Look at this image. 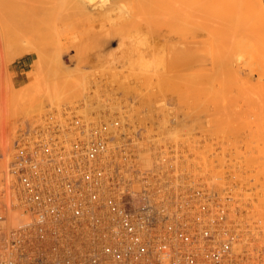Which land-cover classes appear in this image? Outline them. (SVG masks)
Here are the masks:
<instances>
[{"label":"rangeland","instance_id":"374dc122","mask_svg":"<svg viewBox=\"0 0 264 264\" xmlns=\"http://www.w3.org/2000/svg\"><path fill=\"white\" fill-rule=\"evenodd\" d=\"M46 1L48 2V0ZM106 1L104 6L98 7L99 10L102 9V12L105 11H103V7L108 5L110 0ZM121 4L123 3L112 5L113 10L102 19L95 17L80 25H73V27L63 26L56 38L59 55H49L37 60L33 49L38 44L34 42L33 38L35 37L32 36L33 32L39 28L32 27V30L36 29L33 32L30 30L32 36L29 34L30 32L27 33L29 39L32 37V41L27 40L24 33H22L23 38L17 40L21 31L8 30L7 22L6 28L4 27L3 23L7 20L5 19L7 12L0 9V12L4 13L5 11L6 13H4L6 15L4 18L0 13V20L5 19L0 21V23L2 22L0 24V165L3 164L2 167L0 166V249L4 235L15 225L18 215L15 190L13 189L14 181L9 171L10 164L15 159L17 146L33 139L37 131L47 124L59 123L62 127L73 128V120L77 119L84 124L98 125L103 122L109 127L108 125L112 121L117 120L119 121L118 127L110 126L109 128V131H113L117 136H114L113 139L117 142L122 140V136H119L118 133L125 134V139L123 138L122 141H127V138H130L129 145L135 146L137 160L142 166H153V162L163 155L168 159L170 169L176 170V174H180V172L184 174V177L178 178L184 186L201 185L218 190L222 196L229 195L231 197L229 215L233 213V216L230 215V217L235 223L237 222L236 230L238 231L236 232H239L238 242L240 244L237 243L239 246L241 245L240 249L238 244L235 246L236 250L240 252H237L239 254L237 259L246 258L241 261L242 264H264V72L261 68L263 63L260 65L258 62L260 60L254 59L258 63H256L257 65L253 64V60L251 61L250 58L252 54L256 57L261 51L264 54V48L258 52L257 45L258 47L262 45L260 46L256 40V43H253L254 46L247 45L251 42L249 40L246 45L244 44L248 36L252 34L250 32L253 27L250 26L252 30L247 32L250 34L246 35V41L245 37L241 39V41H245L242 42L243 47L239 46L240 43L234 44L239 47L240 52L234 51L232 53V56L236 54L234 57L230 55L229 59L232 60V63L226 58L231 63L232 68L229 66V69L231 68L233 73L239 74L243 79L236 75L237 81L229 82L233 84L234 88H230L231 86L226 80L231 79L227 77L234 78L235 76L222 74L223 80L227 83L219 80V84L224 86V83L226 86L224 88L218 85L217 78L215 79L213 76L211 79L206 77V74H204L205 77L198 76L203 71L201 67L204 63H206L205 66H210L208 62L211 59L206 55H203L204 58H202V53L206 49L203 50L201 46L202 50L198 51V56L200 54L202 56L198 59L200 61L195 63L197 66L194 64L195 68H188L189 66L187 67V62H185L188 60V52H182L183 45L180 44L185 41L184 38L180 42L181 37L171 35L165 39L160 38V40L156 35L149 37L148 31L140 32L141 28L136 30L133 20L139 19V17L134 16L132 5L125 6L124 3L122 6ZM87 9L89 12L88 5ZM107 9H110V6ZM10 13L9 11L8 14ZM94 14L96 13L91 12V16ZM87 16L90 15L87 14ZM215 25L217 24L215 23ZM202 26L204 27L205 24ZM29 29L25 30V33ZM223 30L226 29L223 28ZM227 30L229 29L227 28ZM255 30L258 33L256 28ZM256 31H252L254 35ZM205 32L206 30L202 28V31H199V37L206 35ZM38 33L36 32V34ZM244 33L243 31L242 35L246 34ZM139 34L143 36L141 37ZM254 35L252 36L255 39ZM11 36L15 38L13 40L19 42L14 43ZM216 36L214 37L216 38ZM252 36L250 37L252 38ZM258 36L256 38H259ZM190 37L188 36L189 39ZM201 37V40L206 38L205 36ZM214 37L213 41H215ZM134 38L139 39V42ZM3 39L4 41H2ZM217 39L227 49L233 46L230 41L226 42L223 38L221 40L220 35L217 36L216 41ZM210 40L211 44H219V41L215 44L216 41L213 42L209 38ZM229 40L231 39L229 38ZM205 41L207 40L205 39ZM232 41L234 43L235 40ZM203 42L201 41L200 44L204 45L205 42ZM228 42L230 48L227 46ZM134 43L137 46H134ZM49 44L47 43L48 46L45 45L44 48L47 47L51 50L54 44ZM189 44L193 46L194 43ZM41 45L43 47V43ZM207 45L210 48L207 53H210L212 46ZM214 45V48L212 47L214 53L218 51H215V47L219 51L225 52V48L222 49L220 44V47ZM30 46L31 50H29ZM246 46L250 47L247 50L250 53L243 49ZM153 55L157 59L160 58V61L154 60L155 68L158 64L157 72H155V68L153 71ZM208 58L210 60L207 62ZM201 59L206 62L201 63L203 62ZM215 59L218 60L219 57H215ZM259 59H261L260 56ZM162 63H164V67L161 66ZM225 63L227 62L224 61ZM214 67L212 66L213 69ZM250 67L251 72L253 68L261 69L259 73L255 69L257 73H254L253 70L248 74L250 71L248 72L247 69ZM236 69H238L237 72H234ZM205 70L203 73H206ZM221 70L216 76L222 78L220 74L224 71L223 68ZM211 72L213 73V71ZM231 72L229 70L227 74ZM240 72H243L242 75ZM225 78L227 79L225 80ZM156 80L157 82H155ZM162 80L165 82H168L166 80L174 81L175 86L167 84L166 87V83ZM160 86L164 89L161 87L163 90H160ZM145 101L149 103H147L148 106ZM138 152H144L143 156L142 154L137 156ZM185 177H189V181ZM257 210L262 211L260 213L262 216L258 214ZM245 250L249 252L246 254L241 252Z\"/></svg>","mask_w":264,"mask_h":264},{"label":"built area","instance_id":"2783aa9c","mask_svg":"<svg viewBox=\"0 0 264 264\" xmlns=\"http://www.w3.org/2000/svg\"><path fill=\"white\" fill-rule=\"evenodd\" d=\"M109 127L76 119L72 138L71 128L47 124L17 146L9 171L18 215L2 239L0 264L246 260L232 255L238 226L228 217L229 195L184 186V174L163 155L142 166L130 138L119 134L117 142Z\"/></svg>","mask_w":264,"mask_h":264},{"label":"bare ground","instance_id":"6f19581e","mask_svg":"<svg viewBox=\"0 0 264 264\" xmlns=\"http://www.w3.org/2000/svg\"><path fill=\"white\" fill-rule=\"evenodd\" d=\"M37 2L36 4H35V2ZM44 1H46V0H0V9H2V11L3 10H6V12H7V14L5 13V11H4V13L7 15V17H6V15H4V13H2V11L0 12L2 15V17L4 18V16L6 17L5 19H7V20H5V23H3L4 24V27H5V24H6V22H7V24H6V27H8L9 26V29L8 30H10V29H14L15 31H21V34L19 33H17L19 36L17 37L18 39L17 40H20L19 38H23V35L27 38V40L29 39V34L32 36V33L31 32H33V30L35 31L36 29H38L37 31H35V32H33V36L32 37H35V38H33L34 39V42L36 43V44H38L36 47H34L33 46V44H32V47H34V52H35V55H36V60L38 59V58H42V57H47V56H49V55H59L58 54V43H56L57 41H56V38H57V34L59 33V30L60 29H62V27L64 26V27H73V25H80V24H82V23H84V22H88L90 19H92V18H95V17H100L101 19L103 18V17H106V15L109 13V12H111L113 9H112V5H119L120 3H125L124 5L126 6V5H132V10H133V13H134V16L135 15H137L138 17H139V19H137L136 18V20H133L134 21V26H136L135 28H136V30L139 28H141L140 29V32H144V31H148V33H149V37H151V36H154V35H156V37H158L159 39L161 38H167V37H169V36H171V35H174V36H178V38L179 37H181V39H180V42L181 41H183L182 40V38H184V40L185 41H183V42H181L180 44H182L183 46H182V48H181V51L182 52H184V53H187L188 54V57H187V59L188 60H186L185 62H187L186 63V66L188 67V68H190V69H193V68H195V66H194V64L196 63V62H198V61H200V60H198L199 59V57L201 56V54H200V56H198V51H199V49L200 50H205L204 51V53H202V56L203 55H206L207 57H209L210 59H211V61L210 62H208V60H210L209 58L207 59V62L210 64V66L208 65V67L207 66H205V64L206 63H204V61H203V59H201L203 62H201V63H204L203 64V66H202V64L199 62V64H201V69L203 68V71H202V73L204 72V69H206L205 70V72L206 73H200L198 76H203V77H208L209 79H211L212 77L211 76H213L215 79L217 78V80H216V82L218 81V85H220L219 84V80H223L224 78H223V76H222V74H225L226 76H228V75H231V76H235L234 78L232 77H227V78H230L231 80H229L228 81V79L227 78H225V80L228 82V84H230L229 82H231V83H234L235 81H237L236 79V75H237V73L235 74V73H233V70L231 69L232 67H231V59H229L230 58V55L232 56V53H234V51H237V53H238V51H239V47L237 46H235L234 44H238V43H240L239 44V46L240 47H243L244 46V44L246 45V43H248V40L249 41H251V42H249V44H247V45H249L250 47H251V45H253L254 46V44L257 42V43H259L260 44V46L261 47H258V45H257V50H258V52L259 51H261V50H263V48H264V0H110L108 3L110 4H108V5H106L105 7H103V11L104 12H102L101 10H99L98 9V7H102V6H104L105 5V1L106 0H48V2L46 3V2H44ZM50 1V2H49ZM107 2V1H106ZM46 3V4H45ZM45 4V5H44ZM123 4H121L122 6H123ZM88 5V8H90V10H89V12H87L88 11V9L86 10V6ZM108 6H110V9H107V7ZM134 7V8H133ZM107 9V10H106ZM120 9V8H119ZM9 11L11 12L10 14H8L9 13ZM91 12H95L96 14H94V15H92L91 16ZM87 14H89L90 16H87ZM133 16V17H134ZM1 18V17H0ZM121 18V17H120ZM135 18V17H134ZM104 19H106V18H104ZM123 19V18H122ZM1 20H3V19H1ZM0 20V21H1ZM3 20V21H4ZM124 20V19H123ZM210 22V23H209ZM215 23L217 24V25H215ZM0 24H2V22L0 23ZM205 24V26L203 27L202 25H204ZM208 24V25H207ZM201 25V26H200ZM23 26V27H22ZM25 26H27L26 27V29H24V27ZM31 28H30V27ZM207 26V27H206ZM211 26V27H210ZM216 26V27H215ZM220 28H219V27ZM250 26H252L253 27V30L251 29L252 27H250ZM5 27V28H6ZM32 27H36V29H33L32 30ZM199 27H201V28H199ZM215 27V28H214ZM222 27V28H221ZM258 30V33H257V31L255 30V28ZM4 28V29H5ZM19 28H20V30H19ZM23 28V29H22ZM30 28V29H29ZM199 28V29H198ZM202 28L204 29V30H206V32H205V34L207 35H214V36H221V40H222V38L227 42V41H230V43H231V46L233 47V49H232V47L230 46V43L228 42L227 44V46H229V48L230 49H227L226 47H223V43H221L220 42V40L219 39H217V41H219V44L222 46L221 48L222 49H224L225 50V52H223V51H219V49L217 48V47H215L216 49H215V51H217V52H215L214 53V49H212V47H213V45L214 44H211L210 42H211V40L209 41V38H211L212 39V41H213V37L211 36H206V35H203V36H205L206 38H202L201 36V38H202V40L200 39V37H199V31H202ZM212 28L214 29L213 31H212ZM223 28L224 29H226V30H223ZM227 28L229 29V30H227ZM235 28H237V29H235ZM250 28V29H249ZM2 29V28H1ZM22 29V30H21ZM27 29H29V31H27L26 33H25V30H27ZM201 29V30H200ZM241 29V30H240ZM30 30H31V32H30ZM207 30H209V31H211V32H209V31H207ZM220 32H219V31ZM249 30H252V31H256L255 32V35L253 34V32L251 31H249ZM17 31V32H18ZM23 31V32H22ZM216 31V32H215ZM229 31V32H228ZM236 31H237V33H236ZM238 31H241L240 33L238 32ZM243 31L246 33H244L245 35H242L243 34ZM7 32V31H6ZM30 32V33H29ZM36 32L38 33V34H36ZM139 32V33H140ZM204 32V31H203ZM210 34H209V33ZM226 32H228V33H226ZM247 32H250V33H252L250 36H252V35H254L255 36V39H254V37L252 36V38L254 39H252L250 36H248L250 33H247ZM12 33H14L13 31H12ZM22 33H24L23 35H22ZM27 33H29V34H27ZM201 33V32H200ZM216 33V34H215ZM225 33H226V35L228 34V37L225 35ZM256 33H257V35H259L258 37L259 38H256L257 37V35H256ZM28 36H27V35ZM143 34V33H142ZM190 34V35H189ZM219 34V35H218ZM248 34V35H247ZM22 35V37H20ZM38 35V37H36ZM137 35H138V33H137ZM140 35V34H139ZM145 36H147L146 34H144ZM248 36V39H247V41H246V38H247V36ZM2 36H3V34H2ZM14 36V35H13ZM15 36H16V34H15ZM14 36V37H15ZM30 36V37H31ZM141 36V35H140ZM139 36V37H140ZM143 36V35H142ZM141 36V37H142ZM188 36H191L190 37V39L188 38ZM217 36H216V38H217ZM223 36V37H222ZM12 37V36H11ZM14 37H12L11 39L13 40V39H15ZM32 37L29 39V41H32ZM224 37H227V38H224ZM244 37H245V43L243 42V41H241V39H244ZM137 38H138V36H137ZM136 38V39H137ZM146 38V37H145ZM189 40H188V39ZM215 38V37H214ZM216 38L214 39L215 41H216ZM229 38L231 39V40H229ZM261 38V39H260ZM9 39V38H8ZM10 39V40H11ZM37 41H36V40ZM39 39V40H38ZM135 39V38H134ZM135 39V41H138L139 39H137L136 40ZM147 39V38H146ZM160 39V40H161ZM163 39V40H164ZM205 39L208 41H205ZM237 39V40H236ZM52 40H53V42H52ZM150 40H151V38H150ZM203 42H205V44L204 45H201L200 43H201V41ZM232 40H235V41H239V42H235L234 41V43H233V41ZM255 40H256V42H255ZM257 40H259L260 42H258ZM2 41H4V39L2 40ZM1 41V42H2ZM13 41H15L14 43H16L17 41L16 40H13ZM38 41H40L39 43H38ZM134 41V42H135ZM142 41H144L143 39H142ZM187 41V42H186ZM215 41H213V42H215ZM215 42V44H217L218 42ZM232 41V42H231ZM19 42V41H18ZM17 42V43H18ZM139 42V41H138ZM203 42V43H204ZM244 44H243V43ZM255 42V43H254ZM43 43V47H42V44ZM47 43H50L49 45H53V47H52V49L50 50L49 48H47V47H45L44 48V46L46 45V46H48L47 45ZM51 43H53V44H51ZM130 43H131V41H130ZM189 43H194V44H192L193 46H191ZM199 43V44H198ZM233 43V44H232ZM254 43V44H253ZM262 43V44H261ZM3 44V43H2ZM29 44V43H28ZM132 44V43H131ZM136 44H138L137 42H136ZM135 43H134V46L136 45ZM200 46V47H196V46H198V45ZM207 44H210V47H211V52L210 53H207V50H208V52L210 51V48H209V46L207 45ZM219 44H217L219 47H220V45ZM236 44V45H237ZM251 44V45H250ZM39 45H41V46H39ZM133 45V44H132ZM149 45V44H148ZM151 45H152V43H151ZM189 45V46H188ZM194 45H196V46H194ZM217 45H214V46H217ZM3 46V45H2ZM137 46V45H136ZM155 46V45H154ZM186 46H187V49H186ZM201 46L203 47L202 49H201ZM204 46H205V48H204ZM256 46V45H255ZM32 47L30 46L29 47V50H31L32 49ZM37 47H39V48H37ZM130 47V46H129ZM140 47V46H139ZM153 47V45L151 46V48ZM209 49H208V48ZM236 47V48H235ZM250 47H248V46H246V48H243V49H245L246 50V52H247V50H248V48H250ZM130 48H132V47H130ZM138 48V47H137ZM214 48V47H213ZM48 49V50H47ZM136 49V48H135ZM237 49V50H236ZM243 49H241V50H243ZM261 49V50H260ZM32 50V51H33ZM138 50V49H137ZM152 50V49H151ZM187 50V51H186ZM189 50V51H188ZM221 50V49H220ZM227 50H228V52H227ZM230 50V51H229ZM142 51V50H141ZM244 51V50H243ZM128 52H129V50H128ZM144 52V51H143ZM197 52V53H196ZM213 52V53H212ZM219 52V53H218ZM240 52V51H239ZM245 52V51H244ZM206 53V54H205ZM218 53V54H217ZM236 53V52H235ZM247 53H250V52H247ZM210 54H212L211 56H212V58H211V56H209ZM214 54V55H213ZM260 54V55H259ZM256 57H255V55L254 54H252V55H254V56H252L251 55V57H250V55H248L250 58H251V61H252V63L253 64H256V63H258V62H260L259 64L261 65L262 63V65H261V68H262V70H263V72H264V61H263V59H264V54H263V51H261V53H259ZM263 54V55H262ZM151 55H152V53H151ZM218 55V56H217ZM134 56V55H133ZM201 56V57H202ZM205 56V57H206ZM234 56H236V54L235 55H233L232 57H234ZM259 56H260V58L261 59H259ZM5 57V56H4ZM135 57V56H134ZM137 57H138V54H137ZM136 57V58H137ZM152 57V56H151ZM153 57H154V55H153ZM200 57V58H201ZM206 57V58H207ZM214 57V58H213ZM215 57L217 58V57H219V59L217 60V59H215ZM222 57V58H221ZM254 57V58H253ZM6 58V57H5ZM202 58H204V56L202 57ZM229 60V62H231V63H229L228 61H227V59ZM253 58V59H252ZM155 59H157V57L155 58L154 57V59H153V63H154V60ZM213 59H215V60H213ZM233 59V58H232ZM257 61V60H260V61H258V62H255V60ZM36 60H34V61H36ZM157 60H159L160 61V58L159 59H157ZM225 62H227V63H225L224 64V61ZM156 61V60H155ZM159 61H157L158 63H159ZM219 61H221V62H219ZM152 62V61H151ZM162 62H164L163 60H162ZM206 62V61H205ZM213 62V63H212ZM219 62V63H218ZM132 63V62H131ZM156 63V62H155ZM155 63L153 64V71L157 68V66H158V64L156 65V68L154 67V65H155ZM228 63H229V65H228ZM164 63H162L161 64V66H163L164 67V65H163ZM198 64V63H197ZM198 64V65H199ZM213 64V65H212ZM222 66H221V65ZM227 64V65H226ZM235 64V63H234ZM128 65V64H127ZM196 65V64H195ZM216 65H218L219 67L221 66V68H218V66H216ZM257 65V64H256ZM160 66V65H159ZM197 66V65H196ZM200 66V65H199ZM212 66H215L216 67V69H215V67H214V69L212 68ZM229 66L231 67L230 69H229ZM259 67V66H258ZM258 67H257V69L256 68H253L252 69V72H253V70L255 71V69L256 70H258V73H259V71H260V69L261 68H259L258 69ZM155 68V69H154ZM197 68V67H196ZM207 68H209V69H207ZM211 68V69H210ZM223 68V71L225 72H223V73H221L220 74V76H222V78L221 77H218V76H216V74H218V72H220L219 70H221ZM158 69V68H157ZM157 69H156V71L155 72H157ZM160 70V69H159ZM213 71V73H214V75H213V73L211 72V71ZM218 70V71H217ZM229 70H230V72H231V70H232V72L230 73V74H227L228 72H229ZM237 70L238 69H236V71H234V72H237ZM200 71V72H201ZM209 71V72H208ZM216 71V72H215ZM222 71V70H221ZM247 71L249 72L248 74H250V73H252L251 72V67L250 68H248L247 69ZM159 72V71H158ZM209 73V74H208ZM241 73V72H240ZM243 73V72H242ZM242 73H241V75H242ZM244 73H246V72H244ZM254 73H257V71H255ZM204 74H206L205 76H204ZM212 74V75H211ZM235 74V75H234ZM247 74V73H246ZM238 76V78L240 77V75L238 74L237 75ZM244 76H246V75H244ZM218 78H221V79H218ZM236 78V79H235ZM240 78H242V77H240ZM245 78V77H244ZM232 79H234V80H232ZM243 79V78H242ZM242 79H240V80H242ZM162 81H164L165 82V80H162ZM162 81H160V82H162ZM166 81H168L169 82V80H166ZM224 81V80H223ZM223 81L221 82L220 81V83H223ZM155 82H157V80L155 81ZM168 82H165L166 83V87H167V84H169L170 86H172V84H173V86H175L174 85V81L172 82L171 80H170V82L168 83ZM225 82V81H224ZM227 82H225V83H227ZM154 83V82H153ZM198 83V82H197ZM199 83H201V84H203L202 82H199ZM158 84V83H157ZM164 84V83H163ZM217 84V83H216ZM116 85V84H115ZM155 85H156V83H155ZM165 85V84H164ZM222 85V84H221ZM220 85V86H221ZM223 85L224 86H221V87H226L225 86V84L223 83ZM227 85V84H226ZM117 86V85H116ZM231 86V87H230ZM230 86H228V87H230V88H232L233 87V84H230ZM124 87V86H123ZM127 87V86H126ZM152 87V86H151ZM155 87V86H154ZM157 87V86H156ZM161 87L162 86H160V90H163L164 89V87H162L163 89H161ZM227 87V88H228ZM118 88V87H117ZM122 88V87H121ZM171 88V87H170ZM234 88V87H233ZM165 89H167V88H165ZM126 90V89H125ZM125 90H123V91H125ZM128 91V90H127ZM42 101V100H41ZM131 101V100H130ZM137 101V100H136ZM144 101V100H143ZM148 101V100H147ZM147 101H145L146 102V104L149 102H147ZM44 102H46V101H44ZM43 102V103H44ZM138 102V101H137ZM41 104H42V102H41ZM129 104V103H128ZM149 104V103H148ZM148 104H147V106H148ZM41 106H43V105H41ZM144 106H146V105H144ZM135 107V106H134ZM41 109V108H40ZM125 109V108H124ZM115 110V109H114ZM42 111H44V110H42ZM131 111V110H130ZM137 113H139V112H137ZM156 113V112H155ZM186 114V113H185ZM189 114H190V112H189ZM39 115V114H38ZM92 116V115H91ZM113 116V115H112ZM117 116V115H116ZM121 117V116H120ZM142 117V116H141ZM149 117V116H148ZM148 117H147V119H148ZM196 117V116H195ZM194 117V118H195ZM84 118H85V116H84ZM195 119H197V118H195ZM123 120V119H122ZM155 120V119H154ZM132 121V120H131ZM133 122V121H132ZM177 124V123H176ZM180 125V124H179ZM185 125V124H184ZM109 126V125H108ZM176 126V125H175ZM187 126V125H186ZM133 127V126H132ZM110 128V127H109ZM179 128V127H178ZM184 128V127H183ZM187 128V127H186ZM72 129V128H71ZM135 129V128H134ZM73 130V129H72ZM66 131V132H68L67 133V135H69V136H71L72 138H73V131ZM111 131H112V129H110ZM128 130V129H127ZM133 130V129H132ZM178 130V129H177ZM180 130V129H179ZM134 131V130H133ZM113 132V131H112ZM114 134V133H113ZM118 134H120V133H118ZM117 137V136H116ZM122 139V138H121ZM125 139V138H124ZM158 143V142H157ZM133 144V143H132ZM175 147V146H174ZM160 149H162V148H160ZM138 151V150H137ZM148 152V151H147ZM137 153V152H136ZM144 153V152H143ZM143 153H140V152H138V154H137V156L139 155V154H142V156H143ZM149 153V152H148ZM166 153V152H165ZM164 153V154H165ZM141 156V155H140ZM154 156V155H153ZM143 158V157H142ZM147 158H148V156H147ZM146 158V159H147ZM150 158V157H149ZM153 158V157H152ZM140 159V158H139ZM143 161V160H142ZM147 161H148V159H147ZM152 161H154V160H152ZM149 162V161H148ZM150 163V162H149ZM2 165L3 164H1L0 166L2 167ZM8 166V165H7ZM177 169H178V167H177ZM196 169V168H195ZM185 170V169H184ZM0 171H1V168H0ZM174 171H176V170H174ZM185 172V171H184ZM187 172V171H186ZM8 174V173H7ZM9 175V174H8ZM7 176V175H6ZM10 176V175H9ZM184 177V176H183ZM187 177V176H186ZM185 177V178H186ZM189 178V177H188ZM188 178H186V179H188ZM205 178V177H204ZM9 179V178H8ZM181 179V178H180ZM185 180V179H184ZM194 180V179H193ZM5 181V180H4ZM185 181H187V180H185ZM188 181H189V179H188ZM199 182V181H198ZM215 182V181H214ZM186 184V183H185ZM192 187V186H191ZM193 187H198V186H193ZM188 188H190V187H188ZM223 188V187H222ZM230 192V191H229ZM263 194V193H262ZM15 195H16V192H15ZM263 196V195H262ZM233 197V196H232ZM236 197V196H235ZM258 199H259V197L258 196H256ZM257 200V199H256ZM17 201V199H16V196H15V202ZM164 201V200H163ZM256 202V201H255ZM17 204V203H16ZM235 204V203H234ZM242 204V203H241ZM245 206V205H244ZM256 206V205H255ZM9 207V206H8ZM249 208V207H248ZM252 208V207H251ZM262 208V207H261ZM243 209V208H242ZM258 209V208H257ZM264 209V208H263ZM263 209H261V210H263ZM255 210V209H254ZM258 212V214H260L261 212H260V210H257ZM251 212H255V211H251ZM238 213V212H237ZM233 214V213H232ZM232 214H230L231 215V217L233 216ZM236 214V213H235ZM250 214V213H249ZM253 214V213H252ZM10 215V214H9ZM230 215H228V217H230ZM248 215V214H247ZM246 215V216H247ZM261 215V214H260ZM259 215V216H260ZM264 215V214H263ZM12 216V215H11ZM262 216V215H261ZM239 217V216H238ZM10 218H12V217H10ZM234 218V217H233ZM248 218V217H247ZM260 218V217H259ZM262 220V219H261ZM258 222V221H257ZM261 222V221H260ZM263 222H264V220H263ZM237 223V222H236ZM236 225V224H235ZM240 226V225H239ZM244 227V226H243ZM238 227H233V231H234V234H235V240H234V242H233V244H232V255H233V257L234 258H236L237 259V256H239V254H237V248L235 247L239 242H238V234H239V232H236V231H238V230H236ZM242 228V227H241ZM264 230V229H263ZM253 231V230H252ZM245 236V235H244ZM243 236V237H244ZM259 237H260V235H259ZM259 237H257V238H259ZM245 238H246V236H245ZM263 238V237H262ZM243 241V240H242ZM238 242V243H237ZM241 242V241H240ZM246 242V241H245ZM244 243V242H243ZM240 244V243H239ZM239 244L237 245V246H239ZM241 246V245H240ZM240 246L238 247L239 249H240ZM246 247V246H245ZM243 248V247H242ZM251 248V247H250ZM249 248V249H250ZM238 249V250H239ZM245 249V248H244ZM1 251V254H0V257L3 255V252H2V250H0ZM246 251V250H245ZM245 251H241V252H245ZM249 252V251H248ZM238 253H240V252H238ZM246 254V253H245ZM252 254V253H251ZM241 257V256H240ZM251 257V256H250ZM242 259V258H241ZM242 264V263H241ZM262 264V263H261Z\"/></svg>","mask_w":264,"mask_h":264}]
</instances>
